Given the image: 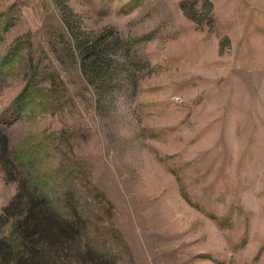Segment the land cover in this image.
I'll return each mask as SVG.
<instances>
[{
  "label": "rangeland",
  "instance_id": "1",
  "mask_svg": "<svg viewBox=\"0 0 264 264\" xmlns=\"http://www.w3.org/2000/svg\"><path fill=\"white\" fill-rule=\"evenodd\" d=\"M0 132V264H264V0H0Z\"/></svg>",
  "mask_w": 264,
  "mask_h": 264
},
{
  "label": "trees",
  "instance_id": "2",
  "mask_svg": "<svg viewBox=\"0 0 264 264\" xmlns=\"http://www.w3.org/2000/svg\"><path fill=\"white\" fill-rule=\"evenodd\" d=\"M7 147V139L5 135L0 132V156L5 157L6 153H8ZM8 207L6 212H9ZM39 207H34L30 211V215H26L24 222L22 225L24 226L25 231L30 235V240L32 243L31 246L34 249H38L39 247L42 251L46 249H54L58 248V243H63L59 238L64 234L65 225L61 223L56 217L53 219L45 210H40ZM36 242L38 244H36ZM43 245V246H40ZM45 246V247H44ZM16 264V263H15Z\"/></svg>",
  "mask_w": 264,
  "mask_h": 264
}]
</instances>
